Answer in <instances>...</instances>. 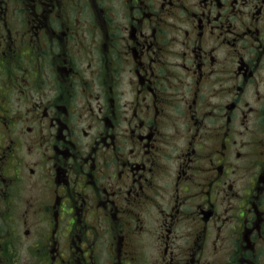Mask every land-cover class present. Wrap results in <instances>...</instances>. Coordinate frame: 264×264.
<instances>
[{
    "label": "flooded vegetation",
    "instance_id": "af4514ba",
    "mask_svg": "<svg viewBox=\"0 0 264 264\" xmlns=\"http://www.w3.org/2000/svg\"><path fill=\"white\" fill-rule=\"evenodd\" d=\"M0 264H264V0H0Z\"/></svg>",
    "mask_w": 264,
    "mask_h": 264
}]
</instances>
